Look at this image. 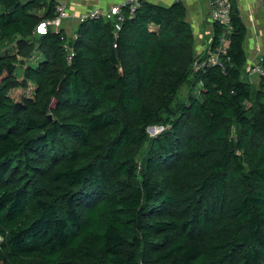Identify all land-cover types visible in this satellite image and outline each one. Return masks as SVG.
Returning <instances> with one entry per match:
<instances>
[{
	"label": "trees",
	"instance_id": "1",
	"mask_svg": "<svg viewBox=\"0 0 264 264\" xmlns=\"http://www.w3.org/2000/svg\"><path fill=\"white\" fill-rule=\"evenodd\" d=\"M55 16L0 0V264H264V75L235 1L199 69L227 28L199 55L181 2L38 34Z\"/></svg>",
	"mask_w": 264,
	"mask_h": 264
},
{
	"label": "crops",
	"instance_id": "2",
	"mask_svg": "<svg viewBox=\"0 0 264 264\" xmlns=\"http://www.w3.org/2000/svg\"><path fill=\"white\" fill-rule=\"evenodd\" d=\"M27 1V0H25ZM66 5L71 15L60 30H64L68 38L76 36L79 19L86 13L95 10H108L122 5L127 0H49ZM152 4L170 7L178 2L183 3L187 9V21L191 24L196 36V51L203 54L214 37V24L206 0H142ZM238 5L241 17L248 28L246 50L248 53V66L258 63L264 56V7L259 0H233ZM45 9L40 11L44 13Z\"/></svg>",
	"mask_w": 264,
	"mask_h": 264
},
{
	"label": "built area",
	"instance_id": "3",
	"mask_svg": "<svg viewBox=\"0 0 264 264\" xmlns=\"http://www.w3.org/2000/svg\"><path fill=\"white\" fill-rule=\"evenodd\" d=\"M140 0H127L125 3L119 6L112 7L108 10L103 9H95L92 10L79 19V23H82L88 19H112L115 20V33L117 34L121 30V24L124 20L123 18V9L127 6H130L132 11L136 9ZM210 9L211 19L213 24H220L225 26L227 30H225L220 39L219 45V53H216L212 57L208 59V61H204L202 63H198L195 65V69H199L202 66H212L216 65L219 62V55L223 53L229 46V41L227 39V35L231 32V14L233 10V0H206ZM263 5V1L259 0ZM264 7V6H263ZM113 9H116L113 11ZM71 15L69 14L66 5L63 3H59L56 6V16L53 19H50L46 22H42L40 25H44V31L40 30V25L37 29L38 34H47V32L52 29L53 31H59L63 23L69 19ZM74 57V52L71 48L68 47V61H71ZM248 70L252 74H262L264 75V69L261 66V61L250 65Z\"/></svg>",
	"mask_w": 264,
	"mask_h": 264
},
{
	"label": "rangeland",
	"instance_id": "4",
	"mask_svg": "<svg viewBox=\"0 0 264 264\" xmlns=\"http://www.w3.org/2000/svg\"><path fill=\"white\" fill-rule=\"evenodd\" d=\"M23 2H25V0H22ZM15 51V45L13 46H9L8 48L6 49H3V54H6V53H11V52H14ZM37 56L39 57V55L37 54ZM254 83H258V79L257 77L254 78ZM197 91V89L194 91V93ZM188 95V89L186 87H183V89L181 90V92L179 93L178 97H177V101L179 100H183L187 97ZM163 129L161 127H154V129H151L149 130V133L151 136H156L158 135Z\"/></svg>",
	"mask_w": 264,
	"mask_h": 264
},
{
	"label": "snow or ice",
	"instance_id": "5",
	"mask_svg": "<svg viewBox=\"0 0 264 264\" xmlns=\"http://www.w3.org/2000/svg\"><path fill=\"white\" fill-rule=\"evenodd\" d=\"M116 9H113V11H115ZM40 30L44 31V25H40ZM3 240L4 238L2 236H0V247H3Z\"/></svg>",
	"mask_w": 264,
	"mask_h": 264
},
{
	"label": "water",
	"instance_id": "6",
	"mask_svg": "<svg viewBox=\"0 0 264 264\" xmlns=\"http://www.w3.org/2000/svg\"><path fill=\"white\" fill-rule=\"evenodd\" d=\"M154 129V127L149 128V130Z\"/></svg>",
	"mask_w": 264,
	"mask_h": 264
}]
</instances>
